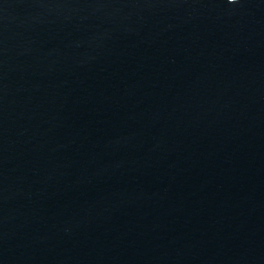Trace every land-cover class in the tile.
<instances>
[{
	"label": "water",
	"instance_id": "obj_1",
	"mask_svg": "<svg viewBox=\"0 0 264 264\" xmlns=\"http://www.w3.org/2000/svg\"><path fill=\"white\" fill-rule=\"evenodd\" d=\"M0 264H264V0H0Z\"/></svg>",
	"mask_w": 264,
	"mask_h": 264
},
{
	"label": "snow or ice",
	"instance_id": "obj_2",
	"mask_svg": "<svg viewBox=\"0 0 264 264\" xmlns=\"http://www.w3.org/2000/svg\"><path fill=\"white\" fill-rule=\"evenodd\" d=\"M228 2L230 3V4H236V3H238L239 2V0H228Z\"/></svg>",
	"mask_w": 264,
	"mask_h": 264
},
{
	"label": "clouds",
	"instance_id": "obj_3",
	"mask_svg": "<svg viewBox=\"0 0 264 264\" xmlns=\"http://www.w3.org/2000/svg\"><path fill=\"white\" fill-rule=\"evenodd\" d=\"M237 4V3H236Z\"/></svg>",
	"mask_w": 264,
	"mask_h": 264
}]
</instances>
